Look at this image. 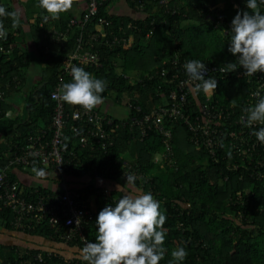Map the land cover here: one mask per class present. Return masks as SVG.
Masks as SVG:
<instances>
[{
  "label": "trees",
  "instance_id": "trees-1",
  "mask_svg": "<svg viewBox=\"0 0 264 264\" xmlns=\"http://www.w3.org/2000/svg\"><path fill=\"white\" fill-rule=\"evenodd\" d=\"M117 1L98 0L97 13L90 15L87 21H83L85 6L78 14L69 11L55 20L37 16L33 29L36 49L44 66L40 80L30 85L26 83L31 65L30 53L21 45L22 38L15 32L21 30V19L18 26L13 27L11 18L0 17L7 32V38L0 39V46L12 47L8 53L0 49V89L3 90L0 97V170H4L8 178L20 181L27 198L59 191L41 184L26 183L15 171L25 166L7 167L6 164L10 154L18 146L24 145L30 134L46 131V138L50 136L49 126L55 106L50 91L59 75H62V83L71 81V73H62V66L81 36L86 46L93 43L92 48L99 54V64L76 62V66L106 81L103 99L107 100L113 94L111 98L121 103L124 97L128 110L126 116L117 117L97 106L101 113L114 120L111 125H106L113 143L105 148H100L99 143L93 142L90 136L81 146L78 135L69 128V123L65 127L64 156L67 161L64 163L63 179L70 187L101 189L94 201L93 217L87 225V239L95 242V221L99 211L113 205L122 195L117 188L105 194L104 186L96 184L94 180L110 179L124 185L120 175L122 164L130 162L150 175L146 189L147 186L151 187L152 195L162 199L158 201L161 212L167 218L163 226L166 231L163 245L166 252L159 264H168L174 246L184 247L188 253L181 264H264V176L259 175V172H264V143L258 141L254 144L257 138L252 133L258 131L260 126L246 127L239 118L242 108L248 105L247 97L257 73L250 77L245 76V71L241 76L232 73L219 80L214 94L200 92L189 96V108L194 113L198 112V101L205 103L207 97L209 102L235 105L238 124L231 122L228 127L237 129L244 136V139L238 136L235 142L238 147L254 144L252 150L242 152L238 149L237 152L234 145L224 142L212 154L208 148L196 145L187 126L176 121L171 124L175 162L169 163L163 157L155 161L154 157L163 151L161 135L156 129L149 130L141 137L136 129H129L127 125L116 126V123L128 121L132 116L151 110L167 100L169 92L176 87L177 79L170 67V59L175 55L187 61L195 59L210 64L234 62L236 57L228 51L231 21L237 11L251 14L246 0H169L171 6L177 7L174 12L165 11L159 0H124L134 10L133 13L115 12L113 4ZM218 2H223V5L210 9V5ZM233 2L238 7H234ZM0 5L8 11H15L8 0H0ZM260 9L264 13V5ZM72 18L76 19V23L69 26L67 38L62 44L52 43L49 39L52 30L65 29ZM82 22L84 24L80 28ZM99 31L105 33V38L113 35L110 32L124 37L132 34V40L112 47L100 40L91 38L90 41V36ZM44 45L47 53L44 52ZM14 75L18 83L7 87L5 82ZM24 87L26 92L23 95L19 93L26 103L22 115L14 112L13 92H23ZM65 105L68 111L79 107ZM34 165L51 169L37 164L26 167L33 168ZM87 169H91L92 173L86 174ZM84 176L89 177V181H84ZM12 217L9 209L0 210V222L7 228L63 242L67 251L42 246L22 249L16 244L0 243V264L12 263L20 253L33 257L38 251L42 252L43 258L42 261L35 260L34 264H86L80 259V250L84 246L82 240L62 239L47 220L40 221L30 229L15 228L10 222ZM46 249L52 250L53 254L47 256Z\"/></svg>",
  "mask_w": 264,
  "mask_h": 264
},
{
  "label": "built area",
  "instance_id": "built-area-1",
  "mask_svg": "<svg viewBox=\"0 0 264 264\" xmlns=\"http://www.w3.org/2000/svg\"><path fill=\"white\" fill-rule=\"evenodd\" d=\"M161 5L164 6L165 11H176L177 7L171 6L169 0H159ZM220 2L210 5V9H216L221 7ZM98 0H86L83 21H87L90 15H95L98 11ZM141 5V4H140ZM234 7H238L236 2H233ZM217 15L221 16L219 12ZM101 21H105L103 18H99ZM109 21L107 20L106 23ZM76 23V19L72 18L65 29L54 28L50 33V41L52 43L62 42L68 36L69 26ZM84 22L81 23V27ZM112 36L105 38V33L102 31L95 32L90 36L93 40H100L109 47L121 42L126 43L132 40V34L127 37L123 35L112 33ZM40 45V44H39ZM82 40V37H78L75 43V47L70 51L65 63L63 64L62 73H71L70 66H76V62L84 64H99V54L96 49ZM44 45V52L47 53L48 49ZM1 51L11 52L12 47L0 46ZM187 62L185 58L180 59L177 55L170 59V67L173 69V76L177 79L175 89L171 90L168 94L167 100L163 104L152 108L151 110L144 111L139 115H134L130 120H123L121 123H116V126L127 125L129 129H136L140 136L146 135L151 129H156L161 135V141L163 143V151L154 157L157 161L160 158H164L165 161L173 163V150H172V123L180 121L187 126V129L191 132V140L196 145H201L208 148L209 152L214 154L215 150L221 145V143H228L234 145L235 150L241 149L242 152L252 150L254 144L259 140L255 139L252 146L243 148L238 147L235 142L238 141V136L244 139L242 134L238 133L237 129L229 128L228 124L231 122L238 124L239 118L245 117V113L239 114L236 112V108L233 105H224L219 102H209L208 97L205 103L198 101L197 113H194L189 108L191 104L190 95L194 96V92L190 90L191 85L195 82H190L189 77L184 69V64ZM207 71L204 73L205 79L212 77L217 83L220 79L228 77L230 74L241 76L243 71L242 67L237 68L234 72L223 73L221 69L224 65L205 63ZM247 80H250L247 78ZM17 84V77L12 76L11 80L5 82L6 86H10L12 83ZM62 84V75H59L58 81L50 91V96L53 99L57 94L58 89ZM1 87V84H0ZM259 93L260 96L264 95V74L258 73L255 77V84L249 92L247 97V106L254 105ZM3 94V90L0 89V97ZM198 100V99H197ZM55 106L51 118L49 130L51 134L46 138V131L41 133H34L28 136V140L24 145L18 146L10 156L6 166H31L37 164L46 168L54 169L60 177L63 179L65 173L64 163L65 159L66 143H65V127L69 123V128L78 135L80 145H84L88 137L93 138V142L99 143L100 148H105L107 145H112L113 140L110 130L106 128V125H111L114 120L112 117L101 113L97 107L91 111H86L82 107H76L71 111L66 109L65 102L58 99H54ZM137 108H140L137 106ZM169 123L168 125L166 124ZM262 127V125L256 124L253 127ZM245 131V129H242ZM251 131V130H249ZM121 169V177L126 181V175H133L136 178L137 188L145 192L149 189L152 192V188L147 186L149 183L150 175L140 170L136 165L130 162H124ZM86 174H91L92 170L87 169ZM96 173V169L93 170ZM4 170H0V210L7 208L11 211L13 217L11 224L15 228L30 229L40 221L47 220L51 227H54V231L60 233L62 239H80L84 242H90L87 239V225L93 217L94 201L97 193L101 192L100 188L94 190H82L76 187H70L67 183L59 189V191L40 193L36 198H27L23 193V185L17 179H10L6 176ZM260 176H264V172H259ZM104 193L108 194L109 190L104 189ZM103 193V196L106 195ZM155 198V197H154ZM162 201V199L155 198ZM46 255L51 256L53 251L46 249ZM43 255L41 251H38L33 257L25 256L23 253L19 254L17 260L7 264H34L35 260L42 261ZM161 264V263H160Z\"/></svg>",
  "mask_w": 264,
  "mask_h": 264
},
{
  "label": "clouds",
  "instance_id": "clouds-1",
  "mask_svg": "<svg viewBox=\"0 0 264 264\" xmlns=\"http://www.w3.org/2000/svg\"><path fill=\"white\" fill-rule=\"evenodd\" d=\"M77 0H38L37 7L44 9L48 16L44 19H59L62 13L71 11ZM248 11H237L231 21V36L228 51L236 57L235 61L225 63L223 73L234 72L242 67L245 76L257 72L264 73V13L260 6L264 0H246ZM0 17L11 18L12 26L19 24V10L8 11L0 5ZM7 32L0 19V39H6ZM71 67V81L62 83L53 99H58L72 106H80L91 111L102 104V93L106 81L94 77L82 67ZM189 77L190 90L206 95L215 93L217 81L205 79L206 65L200 60H189L184 64ZM254 105L242 108V118L246 127L264 125V96H260ZM235 106V105H233ZM264 143V127L252 133ZM26 167V166H25ZM32 172L37 178H45L47 173L35 165ZM136 178L126 175V183L117 185L122 195L113 203L102 208L96 217L95 242H86L80 250V259L86 264H159L166 249L164 241L166 215L160 210V202L151 192H142L136 186ZM184 247L171 251L168 264H181L187 256Z\"/></svg>",
  "mask_w": 264,
  "mask_h": 264
},
{
  "label": "crops",
  "instance_id": "crops-1",
  "mask_svg": "<svg viewBox=\"0 0 264 264\" xmlns=\"http://www.w3.org/2000/svg\"><path fill=\"white\" fill-rule=\"evenodd\" d=\"M15 10H19L20 13V28L21 30H15L16 35H18L20 38H22L21 45L25 46L27 51L30 53L31 61L37 60L39 63V66H41V70L38 71H29L28 69V78H27V84L30 85V83L40 80L41 78V71L42 67L44 66V61L41 60V57L36 49V38H35V30L34 27V21L37 16H48V13L40 8L37 7L38 0H8ZM221 5H223V2H220ZM116 4V5H115ZM113 5V9L115 12L118 13H133L134 10L131 8V6L128 5V2L124 0H118ZM84 0H77V2L73 5V8L71 9V12L73 14H78L83 8H84ZM48 19H51L50 17ZM53 22V21H51ZM26 92V87H24L23 92H13V97L21 96L20 94ZM20 93V94H19ZM23 95V94H22ZM124 96V95H123ZM13 98V99H14ZM103 103L105 104L106 109H104L107 112H110L112 115L116 116L113 112L109 110V105L107 101L103 99ZM115 102H117L115 100ZM121 103L125 107L126 112L122 116H126L127 114V106L125 104V98L122 97ZM15 107H18L20 109V106L14 103ZM101 108V104H100ZM102 109V108H101ZM14 112H17L14 109ZM117 116V117H122ZM17 176H19L21 179H23L28 184H41L43 186L49 187L50 189H61L65 184L66 181L62 178H60L59 174L56 171L46 170V177L41 179L37 178L35 174L32 172V167H25L24 169H15ZM54 172H56L54 174ZM84 181H89V177L84 176ZM96 184H101L104 186L105 189L110 190L113 188H117V185H121L119 181L110 180V179H95ZM98 182V183H97ZM122 183L125 184L126 181L122 180ZM0 243L2 244H16L18 247L22 249H27L31 247L36 246H42V247H51V248H57L59 250H63L64 247H66V244L63 242H55L51 241L47 238H41L39 236L29 234L20 230H16L13 228H7L2 222H0ZM176 248L175 246L173 247Z\"/></svg>",
  "mask_w": 264,
  "mask_h": 264
},
{
  "label": "rangeland",
  "instance_id": "rangeland-1",
  "mask_svg": "<svg viewBox=\"0 0 264 264\" xmlns=\"http://www.w3.org/2000/svg\"><path fill=\"white\" fill-rule=\"evenodd\" d=\"M113 5H114V4H113ZM115 5H116V4H115ZM219 5H221V3H219ZM39 69L41 70V66H39V63L37 62V60H34L33 62L31 61V65H30V67H29V71H31V72L33 73V71H38ZM41 73H42V71H41ZM131 79H133V78H131ZM35 82H36V81H35ZM112 96H113V94H112L111 96H108V98H106L107 100H105V101L108 102V104H110V105H109V110H110L111 112H113L116 116H122V115L126 112L125 107L123 106L122 103H120V102H115V101L111 98ZM14 99H15V103H16L17 105L20 106V109H19L18 107H15V110H16L19 114L21 113L22 115H24V113H25V105H26V103H25V101L23 100V97H21V96H16ZM101 108H102L103 110L106 109L104 103L101 104ZM125 156H128V154H125ZM53 171H55V170H53ZM55 173H56V172H54V174H55ZM63 250L67 251V248L64 247Z\"/></svg>",
  "mask_w": 264,
  "mask_h": 264
}]
</instances>
